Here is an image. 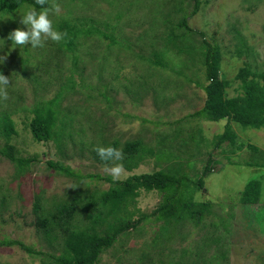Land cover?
<instances>
[{"label": "rangeland", "instance_id": "1", "mask_svg": "<svg viewBox=\"0 0 264 264\" xmlns=\"http://www.w3.org/2000/svg\"><path fill=\"white\" fill-rule=\"evenodd\" d=\"M56 2L61 11L50 13L54 28L60 31L59 23L66 21L92 30L78 36L74 50L51 40L35 49L12 45L8 34L26 30L20 19L30 7L0 14V56L7 57L0 61V73L11 81L0 111L15 122L9 142L14 152L36 158L17 176L14 162L0 154V240L18 239L43 251L36 255L18 245H0V264H53L48 254L56 248L33 224L34 196L43 191L47 199H64L107 190L111 176L104 169L111 162L100 160L94 149L114 140L124 155L119 180L160 169L197 178L211 156V173L195 200L214 206L202 222H183L169 238L162 233L163 221L152 215L163 193L142 190L131 207L137 227L120 235L97 264H264V127L232 121L236 143L216 148L213 139L228 120L189 116L206 99L204 67L199 55L180 53L169 40L172 30L187 32L173 25L189 15L195 1ZM188 23L195 33L187 32L183 46L200 51L206 38L220 47L228 95L241 93L235 77L242 66L264 72V0H200ZM55 97L62 138L38 141L28 126L31 108ZM135 140L142 142L141 151L133 161L125 160L124 146ZM5 143L0 133V147ZM48 160L80 176L58 172ZM256 188L260 191L254 193Z\"/></svg>", "mask_w": 264, "mask_h": 264}, {"label": "trees", "instance_id": "2", "mask_svg": "<svg viewBox=\"0 0 264 264\" xmlns=\"http://www.w3.org/2000/svg\"><path fill=\"white\" fill-rule=\"evenodd\" d=\"M194 1L193 10L176 24L174 23V28H184L187 32L195 33L188 23L189 17L200 9V0ZM25 5L27 7H24ZM31 6L42 10L41 6L36 4V0H0V14L13 15L15 11L28 9ZM43 7L48 8L49 3ZM58 26L60 32L67 34L60 42L61 46L70 50H74L78 45L77 39L80 34H89L92 31L91 28L87 31L82 30L76 24L66 21L60 22ZM94 31L100 32L98 28H94ZM187 32L178 35L172 30L169 40L180 53L186 52L192 58L200 56L207 80V83L202 85L206 93L204 105L189 116L211 121L228 120L224 131L213 139L216 148L221 147L225 142L236 143L238 134L232 128V121L240 123L243 127H264V72H256L248 64L242 66L235 77L239 80L241 93L228 95L230 81L220 75L222 61L220 47L204 38L200 51L192 47L187 48L182 45ZM198 33L203 34V31ZM196 83L200 85L198 81ZM57 105L58 97H55L31 108L33 117L28 126L36 140L49 141L62 138V134L57 129ZM0 133L6 139V143L0 147V154L14 162L17 166L16 174L21 176L36 158L22 157L14 152L9 142L16 133L15 122L6 110L0 111ZM117 145L118 141L114 140L106 146L117 148ZM141 148L140 140L127 142L124 146L125 160L133 161ZM211 162L210 156L197 178L190 177L186 173L178 175L177 171L160 169L152 173L132 174L118 181L108 177L110 187L91 195L76 194L70 198L57 199L55 196L47 199L44 192L39 191L33 199V224L37 234L56 248V252L48 254L53 264H97L101 255L114 245L120 235L137 227L139 219L136 221L133 219L134 212L131 207L142 190H156L163 193V200L152 211V215L155 216L156 221H163L162 233L169 238L178 225L184 224L183 222L200 223L210 215L214 203L195 200V193L198 188L205 186V178L211 173ZM48 165L58 172L73 177L80 176L70 166L61 162L48 160ZM258 191L260 188H256L254 193ZM3 201L5 202V199ZM145 217L141 216V219ZM5 244L18 245L29 254H43L42 250L18 239L0 240V245Z\"/></svg>", "mask_w": 264, "mask_h": 264}, {"label": "clouds", "instance_id": "3", "mask_svg": "<svg viewBox=\"0 0 264 264\" xmlns=\"http://www.w3.org/2000/svg\"><path fill=\"white\" fill-rule=\"evenodd\" d=\"M47 3L48 0H36V4L40 5L42 10L38 11L36 7H30L21 15L20 23L26 26V30L18 27L8 34L7 39L12 42V45L19 47L30 44V47L35 49L44 47L48 40L59 43L65 38L67 34L54 28L53 21L50 19V13H60V4L52 0L50 7L44 8L43 6ZM6 58V55L0 56V61L4 62ZM10 83L9 77L0 73V100H8L7 88ZM94 150L100 160L106 163L111 162L104 170L114 181H118L124 172L123 165L118 163L124 158L122 150L113 146H100Z\"/></svg>", "mask_w": 264, "mask_h": 264}]
</instances>
